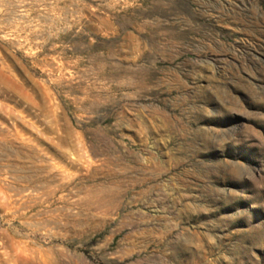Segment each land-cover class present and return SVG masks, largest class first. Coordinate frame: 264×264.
<instances>
[{"label":"rangeland","instance_id":"374dc122","mask_svg":"<svg viewBox=\"0 0 264 264\" xmlns=\"http://www.w3.org/2000/svg\"><path fill=\"white\" fill-rule=\"evenodd\" d=\"M0 264H264V0H0Z\"/></svg>","mask_w":264,"mask_h":264}]
</instances>
